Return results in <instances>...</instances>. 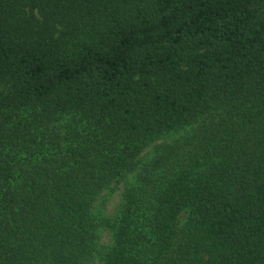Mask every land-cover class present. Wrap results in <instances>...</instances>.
<instances>
[{"label": "trees", "instance_id": "trees-1", "mask_svg": "<svg viewBox=\"0 0 264 264\" xmlns=\"http://www.w3.org/2000/svg\"><path fill=\"white\" fill-rule=\"evenodd\" d=\"M0 264H264V0H0Z\"/></svg>", "mask_w": 264, "mask_h": 264}, {"label": "rangeland", "instance_id": "rangeland-1", "mask_svg": "<svg viewBox=\"0 0 264 264\" xmlns=\"http://www.w3.org/2000/svg\"><path fill=\"white\" fill-rule=\"evenodd\" d=\"M189 131H178L165 134L150 144L140 155L141 163H148L159 155L160 146L175 142L186 135ZM136 174L116 181L109 188L104 190L95 203L94 214L99 220H107L114 223L123 205V194L125 188L135 181ZM189 216V210H185L179 217V226H183ZM113 242V233L110 228L101 230V246L109 247Z\"/></svg>", "mask_w": 264, "mask_h": 264}]
</instances>
